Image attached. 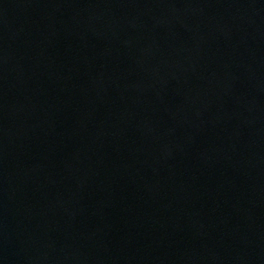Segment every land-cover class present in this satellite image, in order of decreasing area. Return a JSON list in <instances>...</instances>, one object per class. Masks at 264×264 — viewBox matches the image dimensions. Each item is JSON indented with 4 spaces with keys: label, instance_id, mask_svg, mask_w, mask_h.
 Listing matches in <instances>:
<instances>
[{
    "label": "water",
    "instance_id": "water-1",
    "mask_svg": "<svg viewBox=\"0 0 264 264\" xmlns=\"http://www.w3.org/2000/svg\"><path fill=\"white\" fill-rule=\"evenodd\" d=\"M0 264H264V0H0Z\"/></svg>",
    "mask_w": 264,
    "mask_h": 264
}]
</instances>
